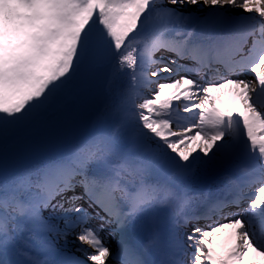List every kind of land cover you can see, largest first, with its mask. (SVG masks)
Segmentation results:
<instances>
[{
  "label": "snow or ice",
  "instance_id": "1",
  "mask_svg": "<svg viewBox=\"0 0 264 264\" xmlns=\"http://www.w3.org/2000/svg\"><path fill=\"white\" fill-rule=\"evenodd\" d=\"M0 264H264V0H0Z\"/></svg>",
  "mask_w": 264,
  "mask_h": 264
},
{
  "label": "rangeland",
  "instance_id": "2",
  "mask_svg": "<svg viewBox=\"0 0 264 264\" xmlns=\"http://www.w3.org/2000/svg\"><path fill=\"white\" fill-rule=\"evenodd\" d=\"M81 130L82 129L76 127L64 130H53L35 142L22 144L18 149V162L20 164L31 162L37 155H39L46 148L50 147L52 144L63 138L75 136Z\"/></svg>",
  "mask_w": 264,
  "mask_h": 264
},
{
  "label": "bare ground",
  "instance_id": "3",
  "mask_svg": "<svg viewBox=\"0 0 264 264\" xmlns=\"http://www.w3.org/2000/svg\"><path fill=\"white\" fill-rule=\"evenodd\" d=\"M213 96L216 99V106L224 108V107H236L239 108L238 100L235 97L234 93L230 91L228 88L222 89L220 91H216L213 93ZM231 229H224L215 234L213 237L217 242H222Z\"/></svg>",
  "mask_w": 264,
  "mask_h": 264
}]
</instances>
